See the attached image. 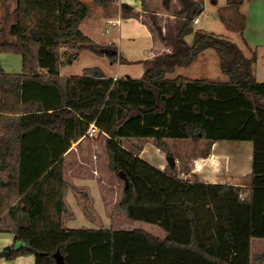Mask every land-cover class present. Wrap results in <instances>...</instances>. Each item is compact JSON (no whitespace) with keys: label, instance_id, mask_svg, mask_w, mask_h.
I'll use <instances>...</instances> for the list:
<instances>
[{"label":"trees","instance_id":"16d2710c","mask_svg":"<svg viewBox=\"0 0 264 264\" xmlns=\"http://www.w3.org/2000/svg\"><path fill=\"white\" fill-rule=\"evenodd\" d=\"M95 1L109 6L115 0ZM182 4L177 49L157 56L141 77L117 78L99 66L85 67L80 76L60 73L63 57L82 49L118 59L114 44L97 43L82 31L89 14L84 1L17 0L7 9L0 51L21 54L24 67L10 73L0 63V232L14 235L9 259L34 255L35 264H56L60 250L69 264H259L251 254L252 240L264 238V81L253 72L257 53L248 57L228 36L195 29L204 0ZM190 33L192 43L186 40ZM208 48L217 51L227 81L167 76ZM92 122L107 135L109 168L128 177L117 210L158 224L165 237L142 227L65 225L63 154ZM33 137L43 148L26 169L24 151ZM134 139L152 140L168 155L169 139L206 140L209 147L250 140V181L182 179L176 164L161 170L139 156L141 145L134 152L124 146ZM39 158L46 162L38 165Z\"/></svg>","mask_w":264,"mask_h":264},{"label":"crops","instance_id":"0c3cea01","mask_svg":"<svg viewBox=\"0 0 264 264\" xmlns=\"http://www.w3.org/2000/svg\"><path fill=\"white\" fill-rule=\"evenodd\" d=\"M241 2L243 3L244 0L243 1L238 0L239 4H241ZM176 4H178V0H115L109 6H104V5L102 6L100 4V6L98 7L99 12L95 16V18L88 24L89 29H91V31H96L97 24L100 21L101 23L104 22L108 25V27H106L107 33L111 32L112 28H114L115 29L114 31L116 32V34L115 36H112L113 37L112 39L110 38L108 39V41L105 40L102 42L97 41V38L96 36H94V34L93 35L86 34V35L92 38L97 43L99 42L101 44H114L117 47V50L124 39L134 40L140 36H145L148 38L150 37L152 40V46H150V48L147 49L148 56L147 58H145L147 61L146 62V65H147L146 69H147L149 65L151 64V62L157 56L164 54V53L174 52L177 49V44L174 38L178 33V15L176 12L172 10L173 5H176ZM181 6H178V8L182 9ZM208 6H209V9L211 10L212 16L215 18V20L213 21L214 25L216 27L219 26L222 29L225 26L226 29L228 28L227 30L218 31L215 28L214 29L206 28L204 27L203 24H201L203 22L202 14L208 10ZM224 6H228V0H204V12H202L198 16L199 17L198 22L194 21V27L195 29L202 28L208 31L224 34L233 40L234 39L239 40V42H237L236 40L235 42L242 48V50L245 52V54L248 57L253 56V54L256 52L257 59L253 64V72L257 78V74L259 72L258 50L260 47L263 48L264 50V0H251V2L248 5V9H249L248 17L246 18L245 16V22H243L244 25H242L241 29H237L236 27H231V28L228 27L227 26L228 22L220 17V14H219L220 9ZM0 15H1V9H0ZM84 20L82 21V23L84 22ZM249 30L251 32V35H249ZM193 39H194L193 33L186 35V40L189 43H192ZM246 47L250 49L249 50L250 54L246 52L245 50ZM210 49H214V48L205 49L198 55L199 58L205 61L204 68L208 66V69H209L211 67V69H209L208 71L213 70V69L215 70V67L212 64V60L213 59L215 60L217 58L216 55L212 51H210ZM82 50L78 51V56H75L73 60L77 59L80 56V53ZM117 53H118V59L116 60L115 63H118L119 61V52L117 51ZM65 57L67 59L66 62L68 61L72 62V57L68 55H66ZM209 57H212V58L208 59ZM66 62L65 63L62 62L63 64L61 65V69H60L61 75L62 76H80V74L63 73V66L64 64H66ZM84 68L85 67L82 68V71L84 70ZM177 68L175 69V71L170 72V74L174 73L173 76H168L169 73L167 74V76L170 78H174L180 75L187 76L190 78H209L208 74L206 76H196V75L191 76V74L190 75L187 74L185 70L188 69V66L187 67L178 66ZM103 70L108 76H111L114 78L123 77L121 76L119 72L110 74L106 69H103ZM261 73H263L264 75V70ZM225 76L227 77H225L224 80H218V81H227L229 79V76L227 74H225ZM106 139H107V135L98 128V131L96 132L95 136L85 135L79 140H73L71 142L70 148L63 154V156L65 157V177L68 182V189L71 187L72 191L76 194L75 199L78 203V204L76 203V207L82 204L81 206H83V208L84 206L86 208H94L95 207L94 203L96 200H95V197L93 196V193H95V195L99 196V199L101 200L99 202V205L103 206V209H104V211H102L101 213L103 214L106 213L104 215V217L106 216V219H107L106 222L111 223V215H110L111 207H110V202H109L110 192L108 188L107 189L105 188L106 180L104 176L103 175H99V176L93 175L91 176L93 180H91L92 178H89L90 176L88 177L85 174L83 175V172L80 171V165L70 164L71 161L69 160L67 161L68 157L72 155L73 156L77 155L79 157L91 156L97 159V157L100 155L98 147H103V146L105 147ZM133 141L143 147L140 153H138L141 158L147 160L149 163L158 167L161 170L165 169L168 163V160L160 161L158 165L154 164L153 162L148 160L147 157L144 155L145 150L147 151L146 145L143 146L144 143L141 142L139 139H134ZM171 141L172 140L170 139L168 140L169 144ZM230 141H234V140H227V139L219 140V141L214 142L208 148L207 152H204V153L201 152L199 154H189V155H183V156L181 155L180 157H177L176 166L178 170V176L185 180L201 181V182H206V183H228V184H239V185L246 184L244 180L250 177L249 174L252 171L253 143L250 140H244L246 143H248V145H250V147H246L248 151H247L246 156L243 158L242 154L238 153L239 147H240L239 145L242 144L243 141L238 142L239 144L229 143ZM150 144L152 145L154 143L151 141ZM125 147L127 148V146ZM156 147L158 148L157 150H159L161 153L165 152L163 149L159 148L157 145ZM129 150L133 151L131 148ZM208 152L209 154L206 155V153ZM247 156H248V159H247ZM182 162L183 163L185 162V165H184L185 169L183 170H181ZM97 167L99 171L98 164H97ZM70 171L72 174H76V177L69 179L68 173ZM92 185H96L97 189L96 190L93 189ZM82 187H85L86 189H88L89 194L81 195L80 192L78 191V188H82ZM66 203H67V211L64 214V222L66 218H68L67 216L69 215H71L69 217L74 216V211L69 201H67ZM123 212L126 214L124 210ZM98 222L101 225L98 228H109V224H107L108 227H105L103 226L104 222L102 221H98ZM130 229H133V228H130ZM13 238H14V235H13ZM255 240H258V238L252 240L251 254L253 258L255 256L256 257L258 256L259 257L258 259L260 260H258L257 263L261 262L259 264H262L263 254L254 252L253 245H254Z\"/></svg>","mask_w":264,"mask_h":264},{"label":"rangeland","instance_id":"374dc122","mask_svg":"<svg viewBox=\"0 0 264 264\" xmlns=\"http://www.w3.org/2000/svg\"><path fill=\"white\" fill-rule=\"evenodd\" d=\"M243 1V0H242ZM84 2L88 5L89 7V15L88 17L84 20V22L81 25L82 31L85 34H94L96 36L97 41H108V39H112V36H115L116 32L114 31L115 29L112 28V31L107 33L106 32V27L108 25L104 22H98L96 31H91L89 29L88 24L91 22L97 13L99 12V6L95 0H84ZM165 2V1H164ZM251 2V0H244V2L241 4L238 3V0H228V6H224L220 9V17L224 20H226L227 26L228 27H236L237 29H241L243 22H245V16L246 18L248 17V5ZM181 3V4H180ZM17 4V0H6L4 2H0V9H1V15H0V24H2L5 20V15L7 13V9L9 11H12ZM172 4V3H171ZM182 5V0H178V4L173 5L172 10L176 13L179 12L180 8L178 6ZM103 6V5H102ZM172 6V5H171ZM183 7V5L181 6ZM211 8V7H210ZM246 14V15H245ZM13 17H10L9 20L5 24V28L7 31H9V26L12 22ZM202 20L203 22L201 24L204 25L206 28H212L216 29L218 31H224L227 30L224 26L222 29L221 27H216L214 25V20L215 18L211 14V10L209 9L206 12L202 14ZM96 34V35H95ZM245 34V32H244ZM249 35H251V32L249 30ZM8 38L10 40H13L14 37L9 34ZM235 38V37H234ZM233 40V39H232ZM239 42V40L234 39V41ZM250 41V40H249ZM99 43V42H98ZM152 46V40L149 37L145 36H140L137 39L134 40H127L124 39L121 43V45L118 47V52H119V61L118 63H115L112 61L109 57L105 55H98L88 49H83L80 53V56L77 59L72 58V62L68 61L66 62V57H63V52L67 51L65 48H62L61 54L63 57V63L66 62L63 66V73L66 74H83L82 68L83 67H91V66H99L103 69H106L110 74H114L119 72L121 76L123 77H141L145 69L147 67L146 65V59L147 58V49ZM246 52H249V48L246 47ZM215 55L216 59L212 60V64L215 67V70H210L211 67L208 69V66L204 68V60L197 57L194 62H192L190 65H188V69L185 70L187 74L196 75V76H206L207 74L209 75L208 77L213 79V80H224L225 74L222 72L220 69V57L214 49H210ZM70 52H76V50L71 49ZM208 52V51H207ZM206 52V53H207ZM258 56H259V61H258V68L259 72L257 74V78L260 81H264V75L261 73L264 70V50L263 48H259L258 50ZM116 56L118 57V53H116ZM122 58V60H121ZM212 57H209L208 59H211ZM125 59V60H124ZM128 59V60H126ZM0 63L3 66V68L10 73H19L22 72L24 67H23V59L22 55L19 53H11V52H2L0 51ZM187 67V66H186ZM204 68V69H203ZM178 69V68H177ZM217 69V71H216ZM176 73V72H175ZM174 73H169L168 76H173ZM90 139V138H89ZM172 140L170 142V150L172 155L177 160V157H180L181 155H189V154H199L201 152H207L209 148V144L206 140H194V139H185V140H175V139H170ZM40 141V142H39ZM152 140H145L143 142V146L146 145L147 151L145 150L144 155L147 157L148 160L153 162L154 164L158 165L160 161L163 160H168L167 159V153L163 152L161 153L158 148L156 147V144H150ZM236 141V140H234ZM230 141L229 143H237L240 141ZM153 142V141H152ZM41 143V139L38 137L37 138H31L27 142V147H25L24 151V165L25 168H29V163L32 161L33 157L41 152L43 147H37L36 145ZM124 145L127 146V148H131L132 150H136V145H138L136 142L133 143H128L127 141L124 142ZM130 145V146H129ZM183 146V147H182ZM239 152L242 154V157L244 158L247 154V148L250 147L248 143L245 141L242 142V144L239 145ZM106 147V146H105ZM103 147H98L99 149V156L97 159L91 157V156H70L68 157L67 161H71L70 164L74 165H80V171L83 172V175L85 174L86 176H90L89 178H92L91 176L96 175H103L106 183H105V188L109 190L110 194V215H111V223H107L106 216L104 215L106 213H101L104 211L103 206L99 205V202L101 201L99 199V196H96L95 193H93V196L95 197V203H94V208H86L84 206L78 205L76 207V199L75 196L76 194L72 191V188L70 187L69 189L67 188L65 200L66 202L69 201L70 205L72 206V209L74 211V216L66 218L65 222L66 226L68 227H75V228H81V227H86V228H98L100 227V223L98 221L104 222L105 227H108L107 224H109V228H116V229H130L134 227H144L148 229L149 231H152L153 233L159 235V236H165L167 234L166 230L159 226L158 224L155 223H149L144 220H132L127 217V215L123 212V210H117V205L120 203L122 197H123V190H124V179L119 176V174L113 172L108 165V157H107V152L106 148ZM250 150V149H249ZM248 159V156H247ZM246 159V160H247ZM38 165L44 164L46 162V159H38ZM99 166V171L98 167ZM183 165V166H182ZM181 165V170L185 169L184 165L185 162H182ZM95 171H94V170ZM82 174V173H81ZM32 172L30 171V174L28 177H31ZM250 176V174H249ZM76 177V174H72L71 171L68 173V178H74ZM93 180V178L91 179ZM245 183L250 181V177L244 180ZM247 184V183H246ZM93 189H97L96 185H92ZM78 191L80 194H89L88 189L85 187L78 188ZM95 192V191H93ZM84 196V195H83ZM85 197V196H84ZM86 198V197H85ZM78 204V203H77ZM77 209H76V208ZM93 207V205H92ZM90 211H89V210ZM91 214V215H89ZM14 243V238L13 235L10 232H0V251L4 249L6 245H11ZM254 252L255 253H260L263 254V262L264 264V238H258V240H255L254 242ZM261 263V262H259ZM0 264H35V256L34 255H23L19 256L15 259H9L7 256H2L0 257Z\"/></svg>","mask_w":264,"mask_h":264},{"label":"water","instance_id":"95a60500","mask_svg":"<svg viewBox=\"0 0 264 264\" xmlns=\"http://www.w3.org/2000/svg\"><path fill=\"white\" fill-rule=\"evenodd\" d=\"M167 159H168V163H170L171 165H175L176 164V158L174 157V155H172V154L167 155ZM119 176H121L124 179V181L126 183H128V177L123 171L119 172ZM11 249H12V245H6L4 247V249L2 251H0V257L8 256L9 252L11 251ZM54 256H55V259H56V264H69L65 260L64 255L61 253L60 250L56 251Z\"/></svg>","mask_w":264,"mask_h":264},{"label":"built area","instance_id":"2783aa9c","mask_svg":"<svg viewBox=\"0 0 264 264\" xmlns=\"http://www.w3.org/2000/svg\"><path fill=\"white\" fill-rule=\"evenodd\" d=\"M199 17H196L194 19L195 22H198ZM98 131V127L96 126L95 122H92L90 124V127L88 128L87 135L95 136L96 132Z\"/></svg>","mask_w":264,"mask_h":264}]
</instances>
